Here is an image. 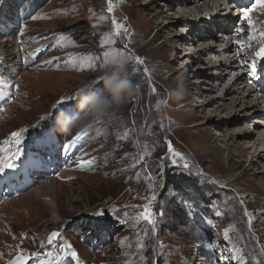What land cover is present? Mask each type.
Masks as SVG:
<instances>
[{"label":"rangeland","instance_id":"obj_1","mask_svg":"<svg viewBox=\"0 0 264 264\" xmlns=\"http://www.w3.org/2000/svg\"><path fill=\"white\" fill-rule=\"evenodd\" d=\"M27 1L36 4L43 0ZM218 1L227 9L225 0ZM179 4L176 0V8ZM164 6L163 0H47L36 13L32 8L16 13L21 20L20 29L15 35L0 37V52L8 66L16 70L14 83L8 90L4 81H0V93H7L11 98L6 109L0 112V158L7 159L25 143L35 144L32 136L39 132L43 119L56 110L58 102L68 96L75 98L78 93L83 98L90 94L86 92L88 85L101 88V77L119 71L136 86L135 95L104 121L79 127L90 128L92 133L90 146L79 157L85 167L75 171L63 168L58 179L48 185L51 188L46 200L57 197L56 208L61 216L58 223L47 222L45 204L48 201L35 199V203H30L33 191L46 181L37 183L24 195L14 193L2 201L0 264H8L21 251L40 252V258L50 260V264H191L193 246L208 237L211 227L218 229L213 233L221 242H226L231 253L243 259V264H264V230L259 232L264 229V205L255 201L247 184L256 166H249L248 174H244L246 162L235 172L225 173V155L220 164L206 156L202 140L194 138L193 129L182 124L188 122L186 117L190 111L184 113L179 108L185 102L190 109L201 111L195 107L198 103L195 99H199L195 96V87L194 96L185 101L184 80H191L199 69L206 68L210 57L201 54L202 62L191 64L193 57L187 53L203 48L207 42L200 45L198 40L204 35H185L186 31L179 27L196 26L199 30L206 26L208 33L219 41L221 34L212 24V17L205 16L199 23L182 19L176 25L177 33H182L188 47L179 45L167 53L162 45L174 35L167 24L178 16L169 13L167 18H161L160 28L167 27L162 35H157L156 20L150 26L147 24ZM7 11L12 12V7ZM228 13L225 10L218 18L222 20ZM234 13H229L233 20ZM240 19L229 25V33L235 28L240 30ZM117 31L119 35L114 34ZM27 38L31 43L27 48L18 45V40ZM230 38L235 39L232 35ZM206 39L215 45L212 38ZM224 43L217 44V48ZM40 49L44 55L36 60L34 54ZM106 52L113 56L119 53L125 58L138 56L144 63L119 64L111 58L105 63ZM175 53L186 55L174 63ZM214 58L213 62L223 59ZM249 58L246 56L244 61ZM41 60L44 62L36 65ZM22 63L36 66L33 70L31 65ZM144 68L149 71L145 73ZM205 70L201 69L213 86L215 79L226 72L217 66ZM230 77L225 83H229ZM212 94L209 97L214 98L219 92ZM250 103L252 100H248ZM261 108L258 105L254 109ZM255 118L247 128H256ZM210 128L215 137L219 133L217 128ZM18 131L22 134L19 144L10 141L13 137L3 144L11 133ZM71 135L58 133L63 142L70 140ZM70 152L74 153L72 148ZM260 166L264 170V164ZM4 174L0 173V177ZM170 174L177 178L173 187L168 179ZM194 177L202 181L200 186L195 183L201 194L187 187L186 179L195 181ZM146 213L152 223L144 220ZM96 218L102 221L98 224L101 231L94 232L85 222L81 223L88 219L87 223L94 224ZM106 222L115 224L116 228L107 230ZM77 229H81L82 237L73 235ZM52 232L61 235L48 245L46 240ZM42 242L45 244L41 249ZM65 245H70V249L61 251ZM72 251L77 253L75 259L70 255ZM48 252L53 253V258L44 255ZM29 264L36 261L31 260Z\"/></svg>","mask_w":264,"mask_h":264},{"label":"bare ground","instance_id":"obj_2","mask_svg":"<svg viewBox=\"0 0 264 264\" xmlns=\"http://www.w3.org/2000/svg\"><path fill=\"white\" fill-rule=\"evenodd\" d=\"M163 1L165 2L166 7L164 6L159 8V12L155 15H152V17L147 21V24L150 26L152 22L156 20V26L159 28L157 35H162L166 33L164 31L167 27L160 28L161 18H163V16L167 18L168 15H171L169 13H174L178 16L173 20L171 19V21L167 24V29H173L174 33V35L169 36L167 40L164 39V43L162 42V48L166 49L165 51H167V53L170 52V50H176V47L179 45L181 47H188L186 40H183L182 33H177L179 28H183V30H185V27L177 28L176 26L181 24L180 22L182 19H185L187 22L193 20L199 23L204 20L205 16L212 17V24L219 30L220 34H223L222 40L219 41L218 38H214L210 33H208L206 26L199 30L198 28L196 29V26H191L189 29L185 30L186 32L184 31L185 35H188L189 33L191 35H204L202 38H199L198 36V42L200 45L204 44V42H207L203 48L196 49V51L192 50L187 53L189 57H193L191 64L201 61L202 59H200V55L206 53L209 54L210 57L208 59L206 68L201 69L204 71H206L205 69L212 70L217 66L226 72L222 74L220 79H215L216 84L214 86L212 83L209 84L210 81L206 77L207 73H204V71H201V69H199V72H196L191 80H184L186 93L184 98L185 101L189 100V98L191 99L192 96H194L192 90L195 87L197 90V94H195V96L196 98L199 97V99H195V101H198L195 107H198L199 109L201 108V111L196 112L190 109L188 104L182 102L179 105V108H182V112L184 111L185 113L186 111H190V114L188 113L186 117L188 122L182 124L185 126V128L187 127L188 129H193L191 135L194 138L202 140L201 143L203 144L205 154L206 156L210 157L213 162L220 164L223 156L225 155V161L227 163L225 173L230 174L235 172L236 170L242 168V164L246 162L248 165L247 168L242 171L244 174H248L249 166H256V171L253 174V177H250L247 184L252 188V195L255 198V201L259 205L263 206L264 170L261 169L260 165L264 164V105L261 104V99L257 98L255 92L250 91L251 86L246 79L247 75L245 70L257 68L259 63H264V54L261 56H256V53L260 52L261 49L264 48V36H261V33L264 32V8L257 7L249 13L248 19H245L243 16V11L240 13L241 7H237L235 9L231 7L232 4L235 3V0H225L227 9H224L222 3L219 1L212 2L214 0H177L180 2L179 8H176V0ZM262 2H264V0H262ZM253 3H255V0L244 3L243 7L250 8ZM225 10L229 11L230 14L235 12L234 14L236 15L233 16L236 18H234V20L231 19V16L228 13L224 15L222 20H220L221 18L218 17L222 15V12H225ZM238 18H242L240 19L241 23L240 30L238 31V37L231 39L230 36L232 31L229 33L231 29V26L229 25H233L235 20ZM249 19L252 21L251 28H249L248 24ZM222 22L228 23L223 26ZM250 34L252 35L251 40L249 39ZM206 38H212V43L215 45H211V43H209ZM224 41H228V44L224 43L223 47H220L222 46L220 44V48H217L216 45ZM233 41H236V43H232ZM239 45L241 46L240 48H238ZM194 46L196 47V45ZM238 49L240 51H238ZM184 55L186 54L184 53L183 56ZM223 55L229 57L225 61L222 60V64L219 62V59H216V61L213 62L214 57L222 58ZM183 56L181 54L175 53L173 62L176 63V61H178L180 57ZM246 56H249L250 60L247 59L244 61ZM255 59L257 62H255ZM232 74L237 76V78L232 82L225 83ZM179 88L181 89L182 87ZM245 91H247V93L242 97V94ZM214 92H219V95L214 98L209 97L210 94ZM248 100H252V103L248 104ZM258 105L262 106L263 108L257 109L255 111L254 108L258 107ZM191 110L193 111L192 113ZM253 118L256 120L253 122V125H256V128H247L248 125L252 124ZM211 126L217 128L216 130L219 132L215 134V137L212 135V129L210 128ZM49 183L53 184V180L44 182L41 184L42 186L37 187L33 191L32 195L34 197L32 196L30 203H33L37 199L48 201L46 200V197H48L51 188L48 187ZM56 198L57 197L55 196L54 200H49L45 204L48 210L47 222L51 224L58 223L61 219L59 210L56 208ZM18 199H20V197ZM29 209L31 208L28 207V210ZM29 211L27 212L29 213ZM31 211H33V209H31ZM63 223H65V221H63ZM263 230L264 229L261 228L259 229V232L261 233ZM212 234L213 239L218 238L216 233L212 232ZM216 240L218 241V239ZM189 263L195 264L194 262Z\"/></svg>","mask_w":264,"mask_h":264},{"label":"clouds","instance_id":"obj_3","mask_svg":"<svg viewBox=\"0 0 264 264\" xmlns=\"http://www.w3.org/2000/svg\"><path fill=\"white\" fill-rule=\"evenodd\" d=\"M102 87L96 89L94 85H88L92 91L83 98L75 96L77 107L80 110L79 117L65 119L59 124L60 135H71L81 126L104 121L114 110L121 108L136 93V86L119 71L100 78Z\"/></svg>","mask_w":264,"mask_h":264},{"label":"snow or ice","instance_id":"obj_4","mask_svg":"<svg viewBox=\"0 0 264 264\" xmlns=\"http://www.w3.org/2000/svg\"><path fill=\"white\" fill-rule=\"evenodd\" d=\"M257 7L264 8V2H262V0H255V3H253L250 8H245L243 10L244 18L248 19L249 13L251 11H253L254 9H256ZM108 11L109 12L112 11L111 3H109ZM101 19H103V17H101ZM248 24H249V28H251L252 27V21L250 19L248 20ZM113 25L115 27V21H113ZM114 34L119 35V31H117ZM261 36H264V32L261 33ZM249 39L250 40L252 39L251 34L249 35ZM113 43H115V42L113 41ZM262 54H264V48H262L260 52H257L256 56H261ZM104 55H105V63H108L109 58L112 59L113 63H119V64L134 62L136 65H141L144 63V61L138 56L132 57L131 55H129L125 58L123 56H120L119 53H117L115 56H113V54L109 53V52H106ZM132 70L135 71L137 69H132ZM143 71L145 73H147L149 70L147 68H144ZM153 91H155V89H153ZM62 106H66L64 101H61L58 105H56L54 110L56 108H61ZM82 134L83 133L77 134L72 140H70L66 145H64L63 147H64L65 151H67L68 148L72 147L73 144L76 142V140L80 139ZM12 135L17 138L16 143L19 144L20 143V134L19 133H13ZM19 158H20V150L19 149H17L16 152L12 153L7 159L0 158V173H5V169L15 168L16 167L15 160H17ZM31 163L33 166H37L39 164V161H32ZM185 167H187V165H185ZM5 175H6V173H5ZM100 214L101 213H97V215H100ZM143 218L148 223H152V221H151V219L147 213L144 215ZM60 235H61L60 232H52L51 235L47 237L46 243L48 245L53 244L55 241L58 240ZM44 244H45V242H42L39 245V247L42 249L44 247ZM70 247H71L70 245H65L60 250L65 251L67 249H70ZM40 255H41L40 252H33L30 254H25L23 251H21L18 255H16L15 259L9 260L8 264H29V261H31V260H35L36 264H50V260L46 261L44 259H41ZM44 255H46L50 259L53 258L52 252L45 253ZM70 255L73 259H75L77 257V253L74 251H72L70 253Z\"/></svg>","mask_w":264,"mask_h":264},{"label":"trees","instance_id":"obj_5","mask_svg":"<svg viewBox=\"0 0 264 264\" xmlns=\"http://www.w3.org/2000/svg\"><path fill=\"white\" fill-rule=\"evenodd\" d=\"M95 88H96V86H95ZM91 91H92V88L91 87H89L88 89H87V91L86 92H90L91 93ZM170 173H171V171H170ZM173 178H174V180H173ZM175 175H172V174H170L169 176H168V179L170 180V185L173 187V185L175 184V182L177 181V178H176V180H175ZM182 179V178H181ZM181 179H179V180H181ZM189 186L190 187H192L193 189H196V184L194 183V182H191V183H189ZM180 187V186H179ZM198 188V187H197ZM196 192H197V190H196ZM98 221H99V219H97V223H98ZM100 222V221H99ZM102 222V221H101ZM108 225L107 226H112V224L111 223H108V222H106ZM115 225V224H114Z\"/></svg>","mask_w":264,"mask_h":264}]
</instances>
